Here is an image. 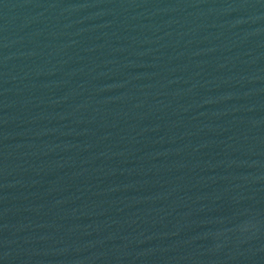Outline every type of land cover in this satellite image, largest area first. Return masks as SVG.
I'll return each instance as SVG.
<instances>
[{"label": "water", "instance_id": "obj_1", "mask_svg": "<svg viewBox=\"0 0 264 264\" xmlns=\"http://www.w3.org/2000/svg\"><path fill=\"white\" fill-rule=\"evenodd\" d=\"M0 264H264V0H0Z\"/></svg>", "mask_w": 264, "mask_h": 264}]
</instances>
